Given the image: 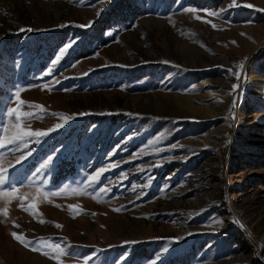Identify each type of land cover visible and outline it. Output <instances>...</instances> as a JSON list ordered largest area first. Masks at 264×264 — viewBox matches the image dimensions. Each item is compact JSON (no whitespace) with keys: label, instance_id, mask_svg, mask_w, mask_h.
<instances>
[{"label":"rangeland","instance_id":"obj_1","mask_svg":"<svg viewBox=\"0 0 264 264\" xmlns=\"http://www.w3.org/2000/svg\"><path fill=\"white\" fill-rule=\"evenodd\" d=\"M9 107L0 264H264V0H0Z\"/></svg>","mask_w":264,"mask_h":264},{"label":"snow or ice","instance_id":"obj_2","mask_svg":"<svg viewBox=\"0 0 264 264\" xmlns=\"http://www.w3.org/2000/svg\"><path fill=\"white\" fill-rule=\"evenodd\" d=\"M249 7H251V5H248ZM186 11H194L193 9H186ZM200 17H197V19H199ZM215 27V25H214ZM33 29L31 28H27V29H20V31H32ZM71 47V44L69 45H65V47L61 48L59 51V55L56 56L55 60L52 61L53 66L58 63L61 58L64 56V54L67 52L68 48ZM52 69L50 68L48 70V74H51ZM234 88L236 87L235 85L233 86ZM20 91L18 90L15 93V96L17 97V100L19 101V97H20ZM25 102L24 101H19L20 105H23ZM31 107L33 108H37L40 110V112H43L44 107L42 105H36V104H32ZM40 113L39 112H21L19 107H9L7 109V115L8 117H15L13 123L10 125V127L12 128V134L9 136H5L3 138H0V148H6L9 144H19L22 143L26 138L28 137H43L46 136L49 132L54 131L56 128H60L63 126V123H66L68 120L72 119V116H68L66 114H53V115H58L60 120L63 123H57L55 125L54 128H49L47 130H30L27 127H21V120L24 119H28V118H35L36 116H38ZM85 113H79V115H84ZM9 129L8 128H4L3 131L7 132ZM26 146V145H25ZM23 157H21L22 159ZM51 157H49V161H51ZM20 161L17 160V163H19ZM103 171H105V169H101L100 172H98L96 175H93L92 177L89 178L90 181H96L98 179V176L100 175V173H102ZM6 172L7 169L3 168L2 166H0V186H3L5 184L6 181ZM106 189H101V191H105ZM17 189L15 187L11 188V189H0V197H8V196H13L17 193ZM27 198V194H25L24 196L20 197L21 200L26 199ZM24 210L31 212L33 215H38L39 213L36 211V206L35 204H28L27 207H25L24 204L20 205ZM70 209H76L78 208L77 205H70L69 206ZM3 211L5 215H7V209H3L0 210ZM41 223H45L46 221L41 220ZM58 227H60V225H57ZM13 237L15 239H17L19 242L25 244L26 246L29 245L31 242L30 241H26L23 237L22 234H17V233H12ZM45 246V238H40L39 241H37L36 246L33 247V251H38V250H42V248ZM47 247L51 248V249H56L59 250L62 254H65L67 249L62 247L60 244L57 243H52L49 242L47 244Z\"/></svg>","mask_w":264,"mask_h":264},{"label":"bare ground","instance_id":"obj_3","mask_svg":"<svg viewBox=\"0 0 264 264\" xmlns=\"http://www.w3.org/2000/svg\"><path fill=\"white\" fill-rule=\"evenodd\" d=\"M170 97H174V96H170ZM182 99V100H178V99ZM192 98V97H191ZM190 98V99H191ZM177 103H179L180 105H183V104H185L184 106H186V107H190L191 109H196V106L197 105H194V104H192V103H190L188 100H184V99H188L187 97H182V96H180V97H176V98H173ZM186 101H188V102H186ZM206 108V109H205ZM201 112H208L209 114L210 113H212L213 112V108L212 107H208V106H199V108H198ZM220 171V170H219Z\"/></svg>","mask_w":264,"mask_h":264}]
</instances>
